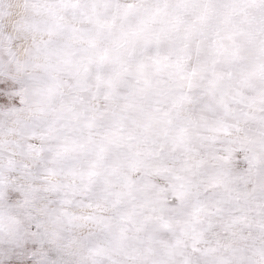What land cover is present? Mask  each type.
Segmentation results:
<instances>
[{
	"label": "snow or ice",
	"instance_id": "6c2138e0",
	"mask_svg": "<svg viewBox=\"0 0 264 264\" xmlns=\"http://www.w3.org/2000/svg\"><path fill=\"white\" fill-rule=\"evenodd\" d=\"M0 264H264V0H0Z\"/></svg>",
	"mask_w": 264,
	"mask_h": 264
}]
</instances>
